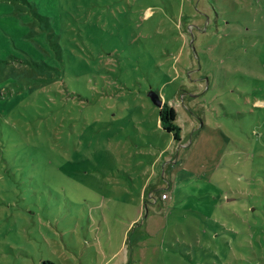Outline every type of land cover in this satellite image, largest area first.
<instances>
[{
    "label": "rangeland",
    "instance_id": "1",
    "mask_svg": "<svg viewBox=\"0 0 264 264\" xmlns=\"http://www.w3.org/2000/svg\"><path fill=\"white\" fill-rule=\"evenodd\" d=\"M1 90L0 264H264V0H0Z\"/></svg>",
    "mask_w": 264,
    "mask_h": 264
},
{
    "label": "trees",
    "instance_id": "2",
    "mask_svg": "<svg viewBox=\"0 0 264 264\" xmlns=\"http://www.w3.org/2000/svg\"><path fill=\"white\" fill-rule=\"evenodd\" d=\"M46 65L47 66H45V67H48V68H56L54 65H49V64H46ZM50 85H51V83H50ZM0 92H5V91L1 90ZM10 93H9L10 95L9 94L6 95V98L5 97L0 98V101L1 100L6 101V102L8 100L13 101L12 102L13 104L8 108V112H3L6 114L4 116H1L4 120H6V118L9 117V115L13 113V110L18 107L19 103H17V101L25 98V97H23V98L21 97V98H18L17 101H15L14 97H13L14 96L13 93L12 92H10ZM46 94H48V93H46ZM46 94H44V95H46ZM45 97L46 96H43V94H40L39 99L37 101H34V99H32V101H31V103H29V105L36 107L37 104H40V100L44 99ZM2 107H3V104L0 102V108H2ZM1 113H2V111H1ZM177 115H178V113H177V110L175 109V107L171 106L167 102H165L163 107L160 108V121H161L163 128L169 132H172L174 134L175 139L181 140V135H180L181 127L175 122L177 119ZM32 121L34 123L37 120L33 117V118H31L30 123H32ZM26 124H28V123L25 122L23 125H26ZM7 162L10 163L11 160L7 159ZM164 195H166V194H164ZM43 264H55V263L52 262L51 260H44Z\"/></svg>",
    "mask_w": 264,
    "mask_h": 264
},
{
    "label": "water",
    "instance_id": "3",
    "mask_svg": "<svg viewBox=\"0 0 264 264\" xmlns=\"http://www.w3.org/2000/svg\"><path fill=\"white\" fill-rule=\"evenodd\" d=\"M149 96L152 98L156 105H158L159 107H163L164 102L157 92L152 91L150 92Z\"/></svg>",
    "mask_w": 264,
    "mask_h": 264
}]
</instances>
